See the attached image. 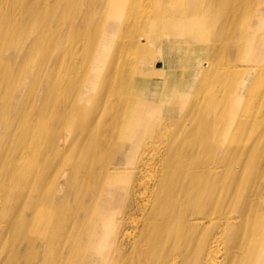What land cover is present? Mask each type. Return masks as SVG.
Here are the masks:
<instances>
[{"label":"bare ground","instance_id":"6f19581e","mask_svg":"<svg viewBox=\"0 0 264 264\" xmlns=\"http://www.w3.org/2000/svg\"><path fill=\"white\" fill-rule=\"evenodd\" d=\"M0 264H264V0H0Z\"/></svg>","mask_w":264,"mask_h":264},{"label":"rangeland","instance_id":"374dc122","mask_svg":"<svg viewBox=\"0 0 264 264\" xmlns=\"http://www.w3.org/2000/svg\"><path fill=\"white\" fill-rule=\"evenodd\" d=\"M161 67H162V64L161 63H157L156 67H154V68L159 70V68L161 69Z\"/></svg>","mask_w":264,"mask_h":264}]
</instances>
